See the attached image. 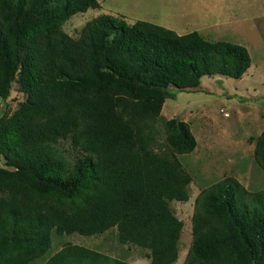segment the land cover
Segmentation results:
<instances>
[{
    "label": "trees",
    "instance_id": "obj_1",
    "mask_svg": "<svg viewBox=\"0 0 264 264\" xmlns=\"http://www.w3.org/2000/svg\"><path fill=\"white\" fill-rule=\"evenodd\" d=\"M97 0H0V99L16 81L27 94L0 117V264H129L57 235L115 227L120 243L148 249L150 264L178 257L192 176L179 155L194 151L190 126L161 110L203 76L240 78L243 45L177 34L144 20L99 14L77 38L63 23ZM77 152L69 162L60 144ZM264 171V127L253 141ZM264 193L225 176L194 199L187 264H264Z\"/></svg>",
    "mask_w": 264,
    "mask_h": 264
},
{
    "label": "rangeland",
    "instance_id": "obj_2",
    "mask_svg": "<svg viewBox=\"0 0 264 264\" xmlns=\"http://www.w3.org/2000/svg\"><path fill=\"white\" fill-rule=\"evenodd\" d=\"M97 1L101 4L99 8L72 15L63 23V30L77 38L82 26L97 15L121 12L130 23L145 20L177 34L197 31L209 41L238 43L249 52L251 64L242 77L203 76L197 90L171 89L174 98L166 99L162 106L161 117H176L188 123L197 142L193 152L179 155L184 169L192 176L186 187L189 198L187 201H169L171 211L183 223L178 257L172 264H187L193 204L201 189L225 176H232L248 190L264 193V171L253 159V141L264 127V0H223L222 6L231 13V19L220 14L212 18L209 10L216 8L215 0ZM232 19L239 21L231 22ZM220 21L225 25L220 27L223 29H207L208 24L220 25ZM26 97L27 94L14 81L9 96L0 99V117L5 113L10 116ZM60 147L71 162L77 152L71 147L70 140L62 141ZM0 167L12 170L5 166L1 154ZM262 204L264 208V201ZM51 240L46 257L69 242L129 264H150L148 249L120 243L115 227L92 235H57L53 232ZM43 261L44 258L32 264H42Z\"/></svg>",
    "mask_w": 264,
    "mask_h": 264
},
{
    "label": "crops",
    "instance_id": "obj_3",
    "mask_svg": "<svg viewBox=\"0 0 264 264\" xmlns=\"http://www.w3.org/2000/svg\"><path fill=\"white\" fill-rule=\"evenodd\" d=\"M99 2V1H98ZM223 0H215V3L217 4L216 5V8L215 9H213V10H209L210 12H211V15H212V18H213V15H218V14H220V16H229L230 17V19H231V13L230 12H226V10H224V6H222V4H223ZM100 3V2H99ZM101 5V4H100ZM217 6H222V7H217ZM226 6V5H225ZM115 14L114 15H118V14H120V15H122V16H124L125 18L127 17L126 15H124L123 13H121V12H114ZM117 13V14H116ZM223 17V18H224ZM234 18H236L235 16H234ZM216 19L217 18H215V22H217L216 21ZM145 21V20H144ZM233 21H239L238 19H232L231 20V22H233ZM149 22V21H148ZM208 30L210 29V30H218V29H223V28H220V27H223V26H225V25H223V24H221V21H220V25H216V23H214V25H211V24H208ZM215 41H217V40H215ZM225 41V40H224ZM253 147H254V144H253ZM189 185V184H188Z\"/></svg>",
    "mask_w": 264,
    "mask_h": 264
}]
</instances>
